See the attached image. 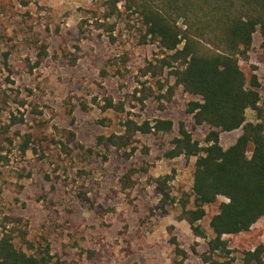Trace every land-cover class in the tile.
Here are the masks:
<instances>
[{
	"label": "rangeland",
	"instance_id": "374dc122",
	"mask_svg": "<svg viewBox=\"0 0 264 264\" xmlns=\"http://www.w3.org/2000/svg\"><path fill=\"white\" fill-rule=\"evenodd\" d=\"M105 1L0 0V236L63 264H174L179 249L186 264H213L204 260L210 220L226 198L205 205L204 235L195 233L182 213L183 199L195 207L197 157L168 156L182 123L206 143L210 128L188 112L199 97L160 67L165 53L145 41L140 17L121 4L107 18ZM260 45L256 32L240 65L248 82L258 75L264 107ZM128 117L171 119L173 128L137 132L128 147L100 143ZM241 133L222 131L220 142L227 148ZM224 238L231 252L215 253L216 264H240L264 245V218Z\"/></svg>",
	"mask_w": 264,
	"mask_h": 264
},
{
	"label": "trees",
	"instance_id": "16d2710c",
	"mask_svg": "<svg viewBox=\"0 0 264 264\" xmlns=\"http://www.w3.org/2000/svg\"><path fill=\"white\" fill-rule=\"evenodd\" d=\"M121 4L140 17L145 41L157 44L165 53L159 59L160 67L171 69L175 85H182L199 97L189 103L188 112L196 126L210 128L206 143L195 139L182 123L168 156L197 157L192 186L195 207L189 208V198L183 199L182 213L195 233L204 235L197 222L206 214L205 205L220 196L226 198L210 220L214 236L204 254L206 262L216 264L215 253L231 252L225 235L247 231L264 218L261 82L256 73L248 82L240 65V59H247L253 48L256 32L261 34L260 47L264 52V0H106L105 16L119 13ZM107 100L108 107L124 110L123 103ZM248 109L256 111V121L247 119ZM123 128L122 133L101 136L100 143L128 147L137 132L170 131L173 121L158 118L138 122L128 117ZM238 128L242 129L241 135L225 148L220 133ZM158 189L160 194L169 195L160 180ZM178 253L183 259L174 264H186L187 254L180 249ZM263 254V244L246 250L240 264H264ZM0 264L63 263L53 261L49 255L27 253L16 246L12 235L5 233L0 236Z\"/></svg>",
	"mask_w": 264,
	"mask_h": 264
}]
</instances>
